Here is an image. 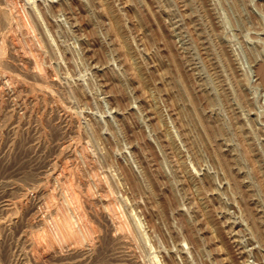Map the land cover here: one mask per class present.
<instances>
[{
    "label": "rangeland",
    "instance_id": "374dc122",
    "mask_svg": "<svg viewBox=\"0 0 264 264\" xmlns=\"http://www.w3.org/2000/svg\"><path fill=\"white\" fill-rule=\"evenodd\" d=\"M0 264H264V0H0Z\"/></svg>",
    "mask_w": 264,
    "mask_h": 264
},
{
    "label": "bare ground",
    "instance_id": "6f19581e",
    "mask_svg": "<svg viewBox=\"0 0 264 264\" xmlns=\"http://www.w3.org/2000/svg\"><path fill=\"white\" fill-rule=\"evenodd\" d=\"M73 228V227H72ZM38 237V236H37Z\"/></svg>",
    "mask_w": 264,
    "mask_h": 264
}]
</instances>
